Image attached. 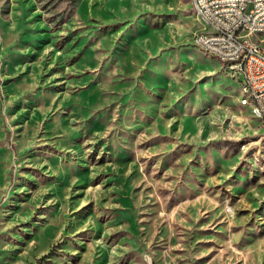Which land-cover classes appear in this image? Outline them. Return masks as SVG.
<instances>
[{
    "label": "rangeland",
    "instance_id": "1",
    "mask_svg": "<svg viewBox=\"0 0 264 264\" xmlns=\"http://www.w3.org/2000/svg\"><path fill=\"white\" fill-rule=\"evenodd\" d=\"M203 30L192 0H0V264H264V126Z\"/></svg>",
    "mask_w": 264,
    "mask_h": 264
},
{
    "label": "built area",
    "instance_id": "2",
    "mask_svg": "<svg viewBox=\"0 0 264 264\" xmlns=\"http://www.w3.org/2000/svg\"><path fill=\"white\" fill-rule=\"evenodd\" d=\"M204 30L193 41L212 51L241 84L254 91L253 115L264 126V0H192Z\"/></svg>",
    "mask_w": 264,
    "mask_h": 264
},
{
    "label": "bare ground",
    "instance_id": "3",
    "mask_svg": "<svg viewBox=\"0 0 264 264\" xmlns=\"http://www.w3.org/2000/svg\"><path fill=\"white\" fill-rule=\"evenodd\" d=\"M201 49L205 50L207 53L217 57L214 53H212V51H209L203 47H200ZM219 60L220 58L217 57ZM241 89H242V93H243V97L241 99L242 104L245 105H250V103H254V91H246L243 87V84L241 85ZM253 108V105H251Z\"/></svg>",
    "mask_w": 264,
    "mask_h": 264
},
{
    "label": "crops",
    "instance_id": "4",
    "mask_svg": "<svg viewBox=\"0 0 264 264\" xmlns=\"http://www.w3.org/2000/svg\"><path fill=\"white\" fill-rule=\"evenodd\" d=\"M203 50V49H202ZM206 52V51H205ZM207 53V52H206ZM209 54V53H208ZM215 57V56H214ZM217 58V57H216ZM137 63H138V61H137ZM227 73H228V75L230 74V72L227 70ZM230 76H232L234 79H235V77L231 74ZM126 77V76H125ZM242 83V81H240L239 82V84H240V88H241V84ZM242 94V93H241ZM243 96V95H242Z\"/></svg>",
    "mask_w": 264,
    "mask_h": 264
}]
</instances>
